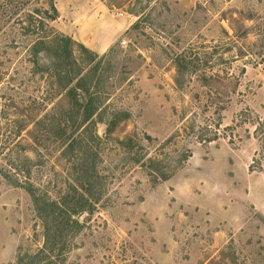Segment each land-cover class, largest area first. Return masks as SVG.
<instances>
[{
	"label": "rangeland",
	"instance_id": "374dc122",
	"mask_svg": "<svg viewBox=\"0 0 264 264\" xmlns=\"http://www.w3.org/2000/svg\"><path fill=\"white\" fill-rule=\"evenodd\" d=\"M115 1L53 0L54 30L96 55L95 75L80 83L102 109L80 130L99 141L90 143L95 176L84 181L72 134L52 130L39 157L25 130L14 136L19 121L32 129L56 84L33 74L17 23L45 0H0L14 11L0 16V264L42 245L28 185L61 201L87 183L96 212L58 264H264V72L238 56L264 43V0ZM58 98L38 117L63 126L69 98ZM111 120L110 138L130 146L103 138Z\"/></svg>",
	"mask_w": 264,
	"mask_h": 264
},
{
	"label": "trees",
	"instance_id": "16d2710c",
	"mask_svg": "<svg viewBox=\"0 0 264 264\" xmlns=\"http://www.w3.org/2000/svg\"><path fill=\"white\" fill-rule=\"evenodd\" d=\"M24 2L26 4L28 0H24ZM116 2L115 0H106V6H113ZM44 4L47 6L46 9H37L33 13L23 12L22 18L17 23L19 24L21 40L24 43L21 48L25 51L27 62L33 67V74L44 73L47 77L53 78L56 90H54V94L50 98L38 101V115L34 119L35 122H31L32 129L27 130L29 124L19 121L13 133L16 138H19L21 132L25 130V136L30 142V146L33 147V152L38 154V157L40 156L38 148L42 144V139H46L52 130L58 134L59 138L63 137V140H67L69 135L72 134L75 137L72 141L77 145L76 148L78 147L79 154L83 158L82 164L78 167V176L84 181L90 180L95 176L92 160L93 147L90 143L98 140L96 139L97 137H94L90 143L84 142L82 138L83 131L80 130L86 125L87 127L92 125L89 128L92 129L95 124L93 118L100 116L102 109L98 105V97H94V94L89 93L88 88L83 87L80 83L85 81L90 76V73L91 76L96 73L97 68L94 62L96 55L81 44L74 42L70 37L54 30L52 23L59 18V13L53 0H45ZM13 14L14 11L0 8V16L2 17L7 18V16L10 17ZM73 45L81 50L85 56L79 63L74 56ZM253 46L254 44L251 45V47ZM251 47L248 48V52L239 51L238 56H248L252 65L261 66L264 72V43H260L255 50H252ZM86 66H91L88 73L84 72ZM92 71H94L93 74ZM62 94L69 98L68 109L63 114V126L54 117L47 119L48 116L45 114L42 117H38L39 113L45 111L48 106H51L49 110L54 111L56 107L63 104L64 100L58 98ZM67 116H72L70 125H67L65 119ZM115 116L117 115H111L113 118ZM127 116L126 113L120 115L122 120L126 119ZM115 125L116 123H113L112 120L106 123L105 132L103 133L104 139L112 140L110 137ZM67 129L68 133H66ZM112 141L121 149L132 144L130 138L124 141ZM62 145L63 143H60L59 146ZM23 161H25L22 164L23 168L27 174H30L32 168L36 165L27 158ZM132 162L137 164L139 157L132 159ZM15 172L18 175L20 171L15 170ZM14 180L17 181L15 178ZM89 184L85 185L86 188L84 186L83 188L72 187L69 192L62 191L65 196L61 201L49 199L48 193L46 194L45 192L46 189L40 191L33 185H28L27 189L18 184L13 186L25 189L35 208L36 217L41 221L42 226L41 247L35 251H22L24 254L19 250L15 264H58L59 261L62 262L65 254L72 249L71 241L76 235L80 234L86 221H89L96 212V202L98 201L90 200L93 193L90 189L92 184ZM100 195L102 196L103 194L100 193ZM82 215H86V217L79 221Z\"/></svg>",
	"mask_w": 264,
	"mask_h": 264
},
{
	"label": "built area",
	"instance_id": "2783aa9c",
	"mask_svg": "<svg viewBox=\"0 0 264 264\" xmlns=\"http://www.w3.org/2000/svg\"><path fill=\"white\" fill-rule=\"evenodd\" d=\"M121 44L123 45V44H125V42H124V41H122V42H121Z\"/></svg>",
	"mask_w": 264,
	"mask_h": 264
},
{
	"label": "crops",
	"instance_id": "0c3cea01",
	"mask_svg": "<svg viewBox=\"0 0 264 264\" xmlns=\"http://www.w3.org/2000/svg\"><path fill=\"white\" fill-rule=\"evenodd\" d=\"M126 29V27H124V30ZM83 40H81V42H82Z\"/></svg>",
	"mask_w": 264,
	"mask_h": 264
},
{
	"label": "water",
	"instance_id": "95a60500",
	"mask_svg": "<svg viewBox=\"0 0 264 264\" xmlns=\"http://www.w3.org/2000/svg\"><path fill=\"white\" fill-rule=\"evenodd\" d=\"M82 97V96H81Z\"/></svg>",
	"mask_w": 264,
	"mask_h": 264
}]
</instances>
